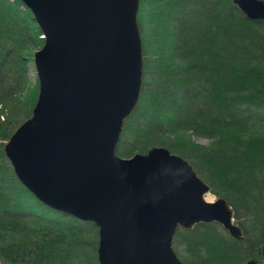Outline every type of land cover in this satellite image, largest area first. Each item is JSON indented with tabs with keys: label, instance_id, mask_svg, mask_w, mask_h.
Here are the masks:
<instances>
[{
	"label": "trees",
	"instance_id": "trees-1",
	"mask_svg": "<svg viewBox=\"0 0 264 264\" xmlns=\"http://www.w3.org/2000/svg\"><path fill=\"white\" fill-rule=\"evenodd\" d=\"M136 24L140 94L115 155L166 147L231 207L240 238L215 223L175 230V254V239H188L176 254L183 264H264V20L247 19L232 0H138ZM41 43L23 3L0 0V264H97L96 226L38 201L3 152L30 116L37 80L27 69Z\"/></svg>",
	"mask_w": 264,
	"mask_h": 264
},
{
	"label": "water",
	"instance_id": "water-1",
	"mask_svg": "<svg viewBox=\"0 0 264 264\" xmlns=\"http://www.w3.org/2000/svg\"><path fill=\"white\" fill-rule=\"evenodd\" d=\"M20 1L42 43L30 116L3 144L17 180L42 204L96 226L97 264H183L174 232L197 223L240 238L229 204L205 199L209 186L185 159L163 146L114 153L141 87L138 0ZM232 3L264 20L263 0Z\"/></svg>",
	"mask_w": 264,
	"mask_h": 264
},
{
	"label": "rangeland",
	"instance_id": "rangeland-1",
	"mask_svg": "<svg viewBox=\"0 0 264 264\" xmlns=\"http://www.w3.org/2000/svg\"><path fill=\"white\" fill-rule=\"evenodd\" d=\"M148 7H147V11L149 12V13H151V14H153L154 12H152V11H156V9H155V6L154 5H147ZM159 6H160V4H159ZM40 36H41V34H40ZM27 71H28V75H29V77H30V79H31V81H34V79H36V75H35V71H34V67H33V64H32V61L31 62H29V64H28V69H27ZM206 88V87H205ZM195 88H194V86H191L190 87V89L188 90V92H191V91H193ZM140 94V93H139ZM188 102H190L191 101V99H188L187 100ZM182 102H184V101H182ZM124 123V122H123ZM122 128H123V125H122ZM122 128H121V132H120V135L122 134ZM120 135H119V137H120ZM192 139L197 143V144H206L207 143V141L208 140H206L205 138H203V137H200V136H197V135H192ZM121 141L124 143L125 142V138H121ZM123 145H125V143L123 144ZM122 146V145H121ZM155 146V145H154ZM160 146V145H159ZM149 147H151V146H148L147 147V149L149 148ZM166 148V147H165ZM146 149V150H147ZM167 149V148H166ZM146 150H144L143 152H132L129 156H131V155H133V154H135V153H144ZM168 150V149H167ZM169 151V150H168ZM170 152V151H169ZM170 153H172V152H170ZM172 154H175V153H172ZM175 155H178V154H175ZM129 156H125L124 158H126V157H129ZM178 156H180V155H178ZM180 157H182V156H180ZM183 159H185L188 163H189V161H188V159L187 158H184V157H182ZM190 164V163H189ZM191 165V164H190ZM192 166V165H191ZM193 168V167H192ZM195 171V170H194ZM199 177V176H198ZM200 178V177H199ZM201 180H202V178H200ZM203 181V180H202ZM204 182V181H203ZM204 197H205V199H207V200H214L215 198H217L216 197V195H214L213 193H211L210 191L208 192V193H206L205 195H204ZM212 223H215V222H212ZM215 224H217V223H215ZM215 231H216V234H221L222 235V233L220 232L219 233V230H218V228H215L214 229ZM175 245H176V247H175V249L177 250V255H179V256H181L184 252H185V247L184 246H186V244L185 243H187L188 242V239L186 238V237H183L182 236V238L181 239H175ZM214 248H215V246H214V243L212 244V247H211V252H212V250H213V252H215V250H214ZM175 250V251H176ZM181 255H180V254ZM74 264V263H73ZM242 264H244V262H242Z\"/></svg>",
	"mask_w": 264,
	"mask_h": 264
},
{
	"label": "bare ground",
	"instance_id": "bare-ground-1",
	"mask_svg": "<svg viewBox=\"0 0 264 264\" xmlns=\"http://www.w3.org/2000/svg\"><path fill=\"white\" fill-rule=\"evenodd\" d=\"M207 200V199H206Z\"/></svg>",
	"mask_w": 264,
	"mask_h": 264
}]
</instances>
